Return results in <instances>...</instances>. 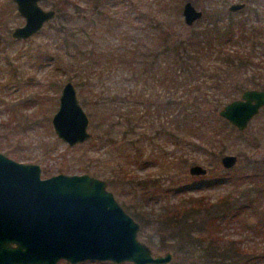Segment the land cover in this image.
<instances>
[{
  "label": "rangeland",
  "instance_id": "1",
  "mask_svg": "<svg viewBox=\"0 0 264 264\" xmlns=\"http://www.w3.org/2000/svg\"><path fill=\"white\" fill-rule=\"evenodd\" d=\"M71 1L76 2L75 5H71L72 25L86 26L88 20L85 18L92 15L88 1ZM177 1L180 7L170 12L166 9L164 11L154 0H110L107 9L116 19L110 26L111 31L99 32V35H95L89 23L86 26L88 34L92 35L89 34L88 39L91 40L89 43L106 53L111 46L121 47L124 44H134L136 41L141 43V39L148 36L145 18L152 17L153 14L159 17L167 14L176 30L173 40L184 38L192 30L206 26L207 12L221 10L226 14L229 12L228 6L233 2H246L243 9L233 12L234 18L245 17L248 15V9L252 13L257 7L261 20H257L255 14H252L253 17L246 22V26L250 27L252 24L262 27L261 34H252L251 38L264 41V0H211V2L198 0L194 5L200 8L203 14L191 25L184 22L182 14V6L186 0ZM53 2L54 0H40L39 3L44 8H53ZM58 22L56 12L39 32L26 39H14L11 32L14 27L24 23V18L17 12L13 0H0V82H5L8 77L16 75V80H21L22 83L8 89L0 87V152L18 161L38 163L43 177L59 172H87L100 177L107 181V188L113 192L116 200L129 214L131 213L125 205L137 197L130 187L132 183L130 180L133 179H141L147 185H154L151 188L160 191L159 195L149 200L152 202L146 207L149 209L152 206L156 211L162 203L177 202L185 196L202 195L214 201L219 196L234 190L236 185H238L237 191L245 184L251 188L256 187L254 185L256 182H251L256 178L245 177L244 174L249 175L253 169L249 165L245 167L246 164L256 161L264 164V109L249 121L244 130L235 127L232 136L223 139L222 144L225 146L223 151L219 148L220 142H217L218 146L212 145L188 131L173 130L176 133H173V136L157 133L158 136L155 137L157 135L155 129L163 121L172 131V126H169L170 122L164 113L158 119H154L151 110L155 105L165 100L168 95L171 97L175 95L184 104L191 102L193 95H201L200 84H204L203 82L210 77L199 76L191 84L186 77L176 88L167 89L155 78L145 79L144 74L135 79L133 75L130 76L129 69L112 66L109 61L104 62L102 67L92 65L91 74L87 76L85 67L79 66L78 60L64 51L61 39L53 36L52 28L59 24ZM147 43L154 46L153 41ZM246 43L248 41L242 40L236 34L232 40L225 42L223 47L225 53L250 52L253 53L254 62L241 68L230 67L229 77L225 81H218L220 87L215 93L216 100L212 97L213 100H209L207 106H216L219 110L226 102L239 97L244 89L252 87L264 89L263 46L257 44L255 49L251 50ZM46 54L48 56H45ZM36 57L41 58L36 59ZM48 57L51 60L44 59ZM53 61L58 62V69L54 68ZM217 63L215 54H211L206 60V64L210 65L209 68ZM67 80H71L76 87L77 97L89 117L88 130L92 134L90 138L73 145L58 137L51 123L52 115L58 107L61 88ZM205 83L202 88L205 91H211L210 86L217 84L211 79ZM189 88L196 91L190 95ZM129 90L135 91V95L131 94L127 97ZM214 92L212 91L211 94ZM98 96H104L107 100L113 96H124L130 101L136 99V111L146 112L153 123L146 120L148 118L146 117L139 123L135 135L128 134L125 123L122 126L110 127V121H105L104 116L110 112V119L117 120L115 105L105 103L98 106L95 102ZM18 101L23 106L17 107L16 110L11 109V103ZM130 141H134L131 143L133 146L128 143ZM201 146L209 147L212 153H208ZM225 153L237 155V162L231 168H224L220 162V157ZM195 163L205 166L207 173L191 175L189 167ZM227 169L231 170L230 175L237 177L236 181L225 180L212 185L205 183L211 175L221 174L224 170L228 171ZM245 181L249 183H244ZM181 183H184L185 189H180ZM143 192L145 191L141 189L138 194ZM252 196L244 194L242 201ZM263 211L264 199L256 209L248 208L242 214L225 222L222 226L224 236L239 239L247 248L258 252L264 251V224L255 225L259 217L262 218L260 215ZM133 217L140 223L135 216ZM138 232V238L148 244L154 254L172 252V260L166 264H185L180 251L185 245L182 241L161 239L155 227L148 222L144 226L140 223ZM108 262L103 264L121 263ZM99 263L97 260H86L75 264ZM123 263L133 264L130 261ZM57 264L72 263L61 259ZM259 264H264V258Z\"/></svg>",
  "mask_w": 264,
  "mask_h": 264
},
{
  "label": "trees",
  "instance_id": "2",
  "mask_svg": "<svg viewBox=\"0 0 264 264\" xmlns=\"http://www.w3.org/2000/svg\"><path fill=\"white\" fill-rule=\"evenodd\" d=\"M87 1L92 15L85 18L88 20L86 26L90 23L92 26L89 27L94 29L95 35H99V32H110V26L116 20L109 14L107 9V4L110 0ZM154 1L164 11L171 12L172 9L180 7L177 0ZM190 1L195 4L198 0ZM208 2H211V0H208ZM72 4L75 5L76 2L54 0L52 3L59 21V24L54 25L52 28L53 36L56 39H61L64 51L75 58V60H78L79 66L85 67L87 76H89V73L91 74L92 65L102 67L104 62L109 61L112 66H121L129 69L130 76L132 77L133 75L135 79L140 78L139 76L144 74L145 79H149V77L155 78L159 84L165 85L167 89H170V87L176 88L183 78L186 79L187 77L189 84H191V82L196 81L202 75H204V78L206 76L210 77L205 80L206 82L211 79L218 84V81H225L229 77L230 67L241 68L248 63L254 62L253 53L236 51L235 54H227L228 52H224L225 42L232 40L235 34L242 40L248 41L246 44L251 50H254L256 45L260 44L263 46L264 51V41L251 38L252 34H261L263 28L252 24L250 27L246 26V22L252 19V14H255L257 20H261L260 16H258L257 7L253 9L252 13L248 9V15L241 18L232 17L233 12L229 10L226 14L221 10L207 12L205 14L208 21L206 26L194 29L186 37L175 40L173 38L176 30L171 25L172 21L167 14H164V17L153 14L152 17L145 18L148 36H144L141 39V43L136 41L134 44H124L121 47L111 46L106 53L90 45L89 42L91 40L88 38L91 34H88L86 26L72 25ZM174 23L176 24L175 20ZM149 41H153L154 46L148 44L147 42ZM211 54L216 55L218 63L212 64L211 68H209L210 65L206 64V60ZM45 56H48V54ZM38 58L41 57H36V59ZM44 59L51 60L49 57ZM166 61L167 63H165ZM53 63L54 68L58 69V62L53 61ZM157 75L158 78H156ZM205 81L199 87L201 95H193L191 102L184 104L175 95L173 97L168 95L165 100L163 99L162 102L155 105L151 110L154 119H158L164 113L170 122L169 126H172V131H170L163 121L155 129V133H166V136H173L176 134L173 130L188 131L199 139L212 143V145L216 144L218 146L217 142H220L219 148L223 151L225 150V146L222 144L223 139L231 137L235 127L218 115L216 106L206 105L209 100H213L212 97H215L217 88L220 85L215 84L210 86L211 91H205L202 90L206 85ZM18 85H22V83L21 80H16V75L8 77L5 82H0V87L6 89ZM188 91H190L191 95L196 90L189 88ZM212 91L215 92L211 94ZM134 93L135 91L129 90L127 97L131 94L135 95ZM127 97L113 96L107 100L104 96H98L95 102L98 103V106L105 103H114L115 113L118 118L112 121L113 118L110 119V112H107L104 116L105 121H110V127L122 126L125 123V129L128 134L135 135L137 134L136 129L139 123L146 117H148L146 120H150L151 123H153V120L146 115V112H139V114L138 110L136 111V99L130 101ZM131 97L135 98V96ZM214 99L216 100V97ZM10 106L11 109L16 110L17 107L23 105L18 101L11 103ZM105 106L108 107V105ZM157 136L158 134L155 135V137ZM132 142L134 141L128 143L133 146ZM201 148L208 151V153H212L209 147L201 146ZM248 165L253 169L249 175L245 173L244 176L256 178V180L251 181L256 182L254 184L255 188L245 184V186H240L243 188L237 191L236 187L238 185H236L234 190L219 196L214 201H210L202 195L185 196L177 202L162 203L156 211L152 206L149 209H146V207L152 202L149 200L155 195H159L160 191L156 188H151L154 185H147L141 179H133V181L130 180L132 183H129L137 197L125 207L140 221L142 226L146 222L151 223L161 239L169 238L182 241L185 245H183L184 249L180 248V251L185 264H259L264 258V251L258 252L247 248L239 239L224 236L222 230L225 222L242 214L248 208L256 209L264 199V164L262 165L261 161H256L252 164H246L245 167ZM227 170H224L221 174L211 175V178L205 180V183L212 185L225 180L236 181L237 177L230 175L231 170ZM244 183L249 182L245 181ZM179 187L180 189H185L184 183L179 184ZM141 189L145 192L138 194ZM171 189L169 188V190ZM176 191L180 190L176 189ZM243 193L253 196L242 201ZM260 216L262 218L259 217V219L263 220L258 219L255 223L256 226H263L264 224V211ZM99 262V264L109 263L108 261ZM120 264L126 263L121 262Z\"/></svg>",
  "mask_w": 264,
  "mask_h": 264
},
{
  "label": "water",
  "instance_id": "3",
  "mask_svg": "<svg viewBox=\"0 0 264 264\" xmlns=\"http://www.w3.org/2000/svg\"><path fill=\"white\" fill-rule=\"evenodd\" d=\"M24 18L14 27L15 39H26L51 20L54 8L40 0H13ZM246 2H233L232 12ZM184 22L193 24L203 11L190 0L182 6ZM31 79V78H29ZM264 105V90L247 88L240 97L226 102L218 115L238 130ZM51 123L55 133L69 145L91 137L89 117L80 103L76 87L67 80L60 91ZM237 155L220 157L224 168L237 162ZM191 175H205L201 164L189 167ZM140 223L129 214L107 188V181L90 173L59 172L43 177L38 163L21 162L0 152V264H72L86 260L130 261L133 264H166L172 252L154 254L138 238Z\"/></svg>",
  "mask_w": 264,
  "mask_h": 264
},
{
  "label": "flooded vegetation",
  "instance_id": "4",
  "mask_svg": "<svg viewBox=\"0 0 264 264\" xmlns=\"http://www.w3.org/2000/svg\"><path fill=\"white\" fill-rule=\"evenodd\" d=\"M14 2V1H13ZM15 39V38H14ZM20 40V39H19ZM252 88H256V87H252ZM261 89V88H260ZM264 90V89H263ZM242 93V92H241ZM240 97V96H239ZM237 98V97H236ZM234 99V98H233ZM264 109V105L259 109V112L254 115L251 119H253L255 116H257L262 110ZM221 117V116H220ZM223 118V117H222ZM225 119V118H224ZM250 119V120H251ZM228 121V120H227ZM229 122V121H228ZM230 123V122H229ZM249 123V122H248ZM231 124V123H230ZM232 125V124H231ZM235 127V126H234ZM22 162V161H21Z\"/></svg>",
  "mask_w": 264,
  "mask_h": 264
}]
</instances>
